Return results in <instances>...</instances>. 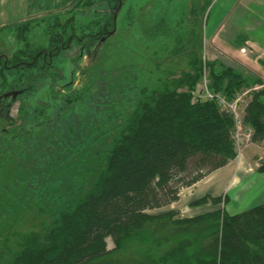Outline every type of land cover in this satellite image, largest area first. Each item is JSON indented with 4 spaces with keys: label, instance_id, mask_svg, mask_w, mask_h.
<instances>
[{
    "label": "trees",
    "instance_id": "obj_1",
    "mask_svg": "<svg viewBox=\"0 0 264 264\" xmlns=\"http://www.w3.org/2000/svg\"><path fill=\"white\" fill-rule=\"evenodd\" d=\"M119 1L85 0L67 11L65 24L60 14L42 22L50 48L68 41V52L78 49L69 57L73 73L96 77L92 86L63 83L65 49L53 50L52 63L45 61L44 47L31 40L34 21L13 27L20 48L0 60V92L22 95L19 120L12 119L0 139V217L37 210L44 219L31 231L0 237V264H264V204L233 214L220 207L192 218H177L173 210L149 213L178 202L183 189L238 157L235 123L217 102L194 101L202 67L153 90L128 68L116 85L105 81L93 58L96 44L116 27ZM166 28L161 19L156 30ZM206 65L211 89L229 99L251 83L263 85L222 63ZM182 87L188 91L180 92ZM107 91L121 101L108 98L97 105L102 113L87 115V101L97 104L92 95ZM5 101L8 111L17 100ZM75 112L83 113L80 123L70 118ZM245 123L255 129L252 142H264L262 99L249 104ZM67 169L72 174L64 175ZM84 185L85 191H73ZM208 202L230 201L227 194L206 196L191 206ZM133 245L139 248L136 259L116 258Z\"/></svg>",
    "mask_w": 264,
    "mask_h": 264
},
{
    "label": "rangeland",
    "instance_id": "obj_2",
    "mask_svg": "<svg viewBox=\"0 0 264 264\" xmlns=\"http://www.w3.org/2000/svg\"><path fill=\"white\" fill-rule=\"evenodd\" d=\"M81 2L85 3V0H46L45 9L40 10L42 11L41 13L24 16L26 13V3H22L20 0H0V55L6 54L7 56H11L20 48V44L15 37V31H13L15 24L34 21L31 40L43 45L46 44L47 38L45 29L42 26L43 19L53 14L61 15L65 12L67 14V11H73ZM250 3L251 8L249 6ZM62 5H65L62 10L54 11L53 7ZM246 9L250 13L247 11L242 24L248 23L246 26L251 30L246 31L247 27L245 26L243 28L244 32H239L238 37L242 36V38L237 40L244 44L240 48V54L243 55L242 58H252L256 55L255 57H260L264 60V30H258V27L255 26L261 24L259 21L264 22V0H124L117 14L115 33L108 36L106 40L103 38L101 42L96 44L95 56L93 58L95 69L100 72L104 71V75L107 77L105 81L107 83L110 82V85L117 84L116 76L119 73H123V68L125 70L127 68L131 69V72L136 70L140 76L141 85L147 90L158 89L166 84H173V81L181 79L185 74L196 75V71L201 67L202 71H204L202 80L205 75L210 80L209 68L207 65V68L204 67L205 63H222L225 67L238 69L236 61H232L233 55L223 53L224 42L222 41L224 40L222 37L224 33H234L239 23L233 25L231 21L233 19L240 21L242 19L241 13ZM48 11L50 12L47 13ZM77 11L81 15L80 21H82V18H86L80 13V8ZM93 15V12H89L91 18ZM69 17L70 15L67 16V18ZM161 19L167 24V28L163 31L156 30ZM60 20L64 23L66 20L65 16L60 17ZM231 38L232 36H230ZM233 39L235 38H232L230 44L235 45ZM242 39L246 43H243ZM243 49L245 50L244 52H242ZM77 53L78 49L76 47L68 52L67 60L63 63L66 75L63 83L70 82L72 79L75 86L78 84L81 87L92 86L96 77L90 76L88 72V75H80L82 71L73 73L75 65L69 57H74ZM87 60L85 56L83 63H87ZM196 66L200 68L196 70ZM253 79L254 81L257 80L256 78ZM202 80L199 84L202 83ZM256 86H259V84H255L254 82L240 91L245 92ZM108 87L107 85L105 89ZM179 91L187 92L188 87L179 88ZM91 92L94 91L91 89ZM100 96L103 99H100ZM91 98L93 101H97L96 105L92 101H87V115L91 117L95 110L98 113L100 111L102 113L101 106H97L98 104L107 102L108 98L114 100L121 99L119 96L115 97L113 92L109 91L105 92V94L98 93L97 95H92ZM260 99L264 102V87L258 90H251L245 96L246 109L250 103ZM19 107V100L9 103V109L5 116L3 114L4 117L0 121V139L1 134L12 127L10 121L12 119L19 120ZM80 114L83 113L75 112L70 118L75 120L76 123H80L83 118ZM246 126L252 130V133L255 132L252 125ZM3 143L1 140L0 145ZM251 150L252 158L250 164L252 165L250 167H253L254 164L255 168L253 167V169L262 175L258 176V181L260 182L264 179V172L259 171V169L264 168V142L256 144H252L251 142L246 144L245 147L242 146L241 155L247 151L250 153ZM27 157L29 159L33 158L31 154H28ZM82 169L76 172L80 174L82 173ZM88 171H91V168H88ZM69 172L72 174V170H65L64 175ZM261 185H264V180ZM84 188L87 187L85 185L80 189L73 187V191L82 192L85 191L83 190ZM256 197V189L253 190L251 187L246 188L244 191H239V193L232 191L228 194L230 202L228 204L224 203L220 207L232 214L241 212L253 207L256 204ZM181 205L183 204L177 207H181L183 210L185 207ZM164 208L150 211L149 213L156 215L170 211V206ZM188 208L186 207L183 210V214L190 211L195 214L196 212L208 210V207L205 205H202L201 208L193 206L190 210ZM14 216L12 215L10 218L6 216L0 217V226L2 227L0 229V237L3 238L20 231H31L35 223L40 224L42 219H44V215L37 212V210H33V213L22 211V214H19L17 217ZM175 217L181 218L182 216L178 214ZM175 217L173 219H176ZM4 223L8 227H4ZM107 242L108 248L113 249L114 243L112 239H108ZM138 249L133 245L131 249L118 253L116 258L123 262H132V259H136L138 256L136 254Z\"/></svg>",
    "mask_w": 264,
    "mask_h": 264
},
{
    "label": "crops",
    "instance_id": "obj_3",
    "mask_svg": "<svg viewBox=\"0 0 264 264\" xmlns=\"http://www.w3.org/2000/svg\"><path fill=\"white\" fill-rule=\"evenodd\" d=\"M20 1L22 3L27 4L26 13L24 14V16H31L35 13H41L42 11L40 10H44L46 6L45 3L46 0H20ZM249 6L251 8V3ZM64 7L65 5L59 7L56 6L53 7V9L54 11H58V10H62ZM247 11L248 9H246L241 13L242 19L240 21L236 19H233V21H231L233 25H237L239 23L235 28L234 33L230 34L229 32V34L228 33H224V35L222 34L223 35L222 39L224 40L222 41L224 42L223 53L233 55L234 58L232 59V61L233 60L236 61L237 63L236 66L238 67V70L243 73L244 77L260 79L264 86V60L261 59L260 57L258 58L255 57L256 55L252 57L253 59L249 57L242 58L243 55L240 54V48H242L244 44H242L237 39H239L240 37V36L238 37L239 32L240 33L244 32L243 28L248 24V23H246L245 25L242 24L243 19L246 17ZM49 12L50 11H48L47 13ZM248 13L250 12L248 11ZM259 22L261 24L255 26L258 27V30H264V22L262 21ZM246 27H247L246 31L251 30L248 26ZM230 36H232V38H235L233 39L235 45L230 44L232 40V38L230 39ZM211 40L213 41V39ZM210 48H211V44H210ZM258 67H260L261 69ZM252 144H256V143L252 142ZM251 158H252V150L250 151V153L249 151H247L243 155H238V157L235 160L231 161L225 167L212 172L210 175L205 177L197 184L183 189L180 195V200L172 205H169L170 210L176 211L179 215L182 216L181 218L197 217L199 215L212 212L220 208V206H215L212 202H208L207 204H204L205 206L208 207L207 211L196 212L195 214L192 213V211H190L186 214H183V210L186 207H189L188 209L190 210V208H193V206H190L192 202H195L203 197L206 196L223 197L226 194L227 195L230 194L232 191L239 193V191L242 190L244 191L246 188H250V187L253 188V190L256 189L257 192V197L255 199L256 204L254 206L263 205L264 185H261V183L264 179H262L260 182L258 181L259 180L258 176L259 175L262 176V175L259 174L258 171L253 169V167L255 168L254 164L253 167H250V165H252L250 164ZM180 204H183L181 206L185 207L183 210L181 207H177ZM198 207L201 208L202 206H196V208Z\"/></svg>",
    "mask_w": 264,
    "mask_h": 264
},
{
    "label": "built area",
    "instance_id": "obj_4",
    "mask_svg": "<svg viewBox=\"0 0 264 264\" xmlns=\"http://www.w3.org/2000/svg\"><path fill=\"white\" fill-rule=\"evenodd\" d=\"M245 50L243 49L242 52ZM263 85L256 86L251 90H258L263 88ZM251 90L239 92L233 99H229L223 92L214 91L211 89V81L205 75L202 83L197 85L193 92L194 101L217 102L223 112L229 113L233 116L235 127L233 131V139L235 141L238 155H241L242 146L252 142V130L247 128L245 123L246 106L245 96Z\"/></svg>",
    "mask_w": 264,
    "mask_h": 264
},
{
    "label": "flooded vegetation",
    "instance_id": "obj_5",
    "mask_svg": "<svg viewBox=\"0 0 264 264\" xmlns=\"http://www.w3.org/2000/svg\"><path fill=\"white\" fill-rule=\"evenodd\" d=\"M82 3V2H81ZM122 4H123V2L122 1H119V8H118V10L116 11V13L114 14V19H115V22H116V19H117V14H118V11L121 9V7H122ZM61 13H63V12H61ZM65 14V15H64ZM64 14H61V18L63 17V16H65V18H66V20H65V22L64 23H62V21H61V23L62 24H65L66 23V21H67V16L69 15L68 13L66 14V12L64 13ZM79 16H81V15H79ZM54 19H56V18H54ZM66 39H67V36H66ZM82 38H80L79 39V41H81L82 42ZM34 42V41H33ZM63 42L64 41H61V44H60V46H58L57 45V43H55L54 44V46L55 47H53V48H50V46H51V43L48 41V38H46V44H43L42 46L44 47L43 48V51H44V54H43V58H44V60L46 61V59L47 58H49L50 59V63H52V61H53V59H54V57H53V54H54V51L53 50H55V52H58L59 51V49H65V52H64V54H66L65 56H64V60H67V55H68V41H66L67 43H65L64 42V44H63ZM35 44H37V45H41V43H39V42H34ZM46 46V47H45ZM50 48V49H49ZM81 48H82V50H80V51H82V53H83V51H84V45H82L81 46ZM8 56L6 55V54H3V55H0V60L2 59V58H7ZM11 93H18V96L19 95H22V91H9V92H5V93H2V92H0V121H1V119L4 117L3 116V113L4 112H6L7 111V109H6V105L4 104V100H6L5 102H6V104L8 103V102H10V100L12 99V96H10V97H6L8 94H11ZM18 96H17V98H16V100H18Z\"/></svg>",
    "mask_w": 264,
    "mask_h": 264
},
{
    "label": "water",
    "instance_id": "obj_6",
    "mask_svg": "<svg viewBox=\"0 0 264 264\" xmlns=\"http://www.w3.org/2000/svg\"><path fill=\"white\" fill-rule=\"evenodd\" d=\"M114 30H115V29H114ZM114 30H113L112 32L109 33L110 36L113 35V34L115 33ZM104 40H106V38H105ZM104 40H103V41H104ZM10 96H12V99H13V101H14V100H16V98H17V96H18V93H11V94H8L6 97L8 98V97H10Z\"/></svg>",
    "mask_w": 264,
    "mask_h": 264
}]
</instances>
